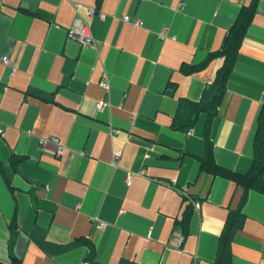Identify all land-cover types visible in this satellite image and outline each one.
<instances>
[{"label": "crops", "instance_id": "0c3cea01", "mask_svg": "<svg viewBox=\"0 0 264 264\" xmlns=\"http://www.w3.org/2000/svg\"><path fill=\"white\" fill-rule=\"evenodd\" d=\"M1 56L0 264H264V0H0Z\"/></svg>", "mask_w": 264, "mask_h": 264}, {"label": "built area", "instance_id": "2783aa9c", "mask_svg": "<svg viewBox=\"0 0 264 264\" xmlns=\"http://www.w3.org/2000/svg\"><path fill=\"white\" fill-rule=\"evenodd\" d=\"M87 14L89 16H98L99 18H104V14L102 12H97V11H94L93 9L89 8L87 10ZM121 20L124 22H127L129 24H131L133 27H138L140 26V20H133L132 18H130V16L128 15H124ZM84 22H82V20L78 17H76L74 20H73V23H71L69 29H68V39H72V40H75L76 42H78V44L84 46V45H88L92 42V35L90 33V31L88 30V28L83 24ZM164 33H159L158 35L160 36H164L163 35ZM7 65V66H10L11 67V62L8 60V58L6 56H1L0 58V65ZM11 72L13 73V69H11ZM101 86H103L104 88H107V84H105L104 81H102L100 83ZM41 143H53L55 144V147H57V152H60L62 151L65 146L63 144L62 141H59L58 139L54 138V136H48L46 137V139H42L40 141ZM116 156H118V153H114V157L116 158ZM97 226L99 228H103L104 226L101 224V223H98Z\"/></svg>", "mask_w": 264, "mask_h": 264}, {"label": "trees", "instance_id": "16d2710c", "mask_svg": "<svg viewBox=\"0 0 264 264\" xmlns=\"http://www.w3.org/2000/svg\"><path fill=\"white\" fill-rule=\"evenodd\" d=\"M246 23L245 22H242L240 25H239V28L238 29H233L231 30L232 33H228V39L227 41L225 42V44L230 48V50L234 53L235 49H236V46L239 45L240 41H241V35H242V32H244L245 28H246ZM233 35H234V42L231 43V40L233 39ZM235 58V55H231L228 59V63H227V67L226 69L223 71V73H226L229 71V69L231 68L230 65H232V62ZM222 73V74H223ZM216 94V98H215V101H213L212 103V106L211 108L214 109V106L215 104L217 103V101H220L221 99V91L220 90H216L215 92ZM194 110H199L198 106L196 105H192L191 106ZM262 112H264V106H263V109H262ZM213 172H219V174H221V176H225V177H230L232 178L233 180H235L236 183H245V181L247 180V176L246 175H243V176H237L236 174H234L233 172H230V171H221V169L219 168H214L212 173ZM259 177V176H257ZM260 178V177H259Z\"/></svg>", "mask_w": 264, "mask_h": 264}]
</instances>
